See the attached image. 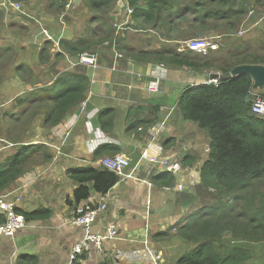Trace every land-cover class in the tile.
Returning <instances> with one entry per match:
<instances>
[{
  "label": "crops",
  "instance_id": "crops-1",
  "mask_svg": "<svg viewBox=\"0 0 264 264\" xmlns=\"http://www.w3.org/2000/svg\"><path fill=\"white\" fill-rule=\"evenodd\" d=\"M13 2L19 1L0 0V9L6 8L3 16L6 35L1 41L15 48L18 64L33 76L6 83L1 91L7 93L4 104L26 90L52 84L63 72H87L90 83L85 101L94 107L85 111L84 101L80 111L49 127L39 139L29 138L40 127L33 129V134L24 141L12 142L3 139L5 136L0 137L5 143L0 145V162L13 158L22 145L37 141L45 144L50 154L46 159L35 158L25 173L0 191V195H6L23 216L36 210L45 213L26 220L27 226L13 235L0 234V264H175L195 248L178 230L201 210L195 191L201 167L210 151V139L204 129L183 119L179 112L178 97L187 85L161 84L159 91L151 92L147 83L152 65L161 64L168 69L163 75L173 81L182 80L178 74L181 68H190L170 69L163 63L137 60L119 50L107 37L93 44L91 50L84 51L96 55L95 70L78 63V58L69 52L60 50L58 42L61 39L83 35L99 42L100 30L108 28L124 45L134 48L126 43L129 25L145 23L142 19H131L132 8L126 0H113L109 8L98 10L89 8L86 0H68L64 12L52 14L47 0H29L22 10L16 11L11 6ZM6 11L12 12L10 18ZM15 14L18 17H14ZM258 30L257 27L255 37ZM42 33H47L50 39L44 38ZM183 35L180 30L173 31L166 41L177 42ZM37 36L39 42H34ZM15 41L17 44L12 43ZM47 41L52 45L43 53L41 50ZM165 45L176 46L178 51L206 54L177 44ZM160 122H164L163 128L153 135L151 128ZM113 146L120 147L119 153L129 159L123 174H116L118 180L108 192L91 190L87 198L76 201L74 190L79 183L67 171L102 167L100 160L113 155L108 153ZM163 159L178 160L180 171L166 172L161 164ZM163 175L173 178L168 185L156 178ZM104 200L107 210L96 219L93 230L103 233L108 224L113 223L117 236L103 240L100 251L77 254L71 262L72 247L83 234L82 228L71 221L75 207L84 202ZM1 215L0 223H3ZM156 254L161 260L155 262L152 256Z\"/></svg>",
  "mask_w": 264,
  "mask_h": 264
},
{
  "label": "trees",
  "instance_id": "trees-1",
  "mask_svg": "<svg viewBox=\"0 0 264 264\" xmlns=\"http://www.w3.org/2000/svg\"><path fill=\"white\" fill-rule=\"evenodd\" d=\"M19 1L22 8L29 0ZM47 8L54 13H62L68 0H47ZM87 6L94 10L109 8L113 0H86ZM219 1L229 6L225 14L227 19L238 0ZM132 8V20L142 19L144 23L156 26L160 23V11L170 5V0H126ZM5 10H0V33L3 30ZM214 17L220 15L219 9L213 11ZM241 13V12H239ZM66 15V13H65ZM201 27L206 30L209 23L202 21ZM229 22L227 21V24ZM102 25L99 26L101 28ZM214 29V28H212ZM99 42H93L83 35L76 39H61L58 46L61 51H67L77 57L82 52L92 49L93 44L110 38L135 59L163 63L168 68L188 67L194 73L229 74L230 70L239 64H262L264 55H254L250 45H237L221 59L217 53L196 54L190 51H178L166 45L147 50H135L124 45L113 30L101 29ZM12 35L11 33H7ZM243 38H250L245 35ZM16 39V38H15ZM0 37V63L5 62L12 73L4 81L0 80V91L8 82H20L30 76L22 64H18L17 51L12 46L2 43ZM17 44L16 41L12 42ZM41 52H48L50 41L44 43ZM217 49V48H216ZM264 53V51H262ZM42 54V53H41ZM59 56V54H57ZM8 61V60H7ZM210 70L209 72H207ZM26 73V76L23 74ZM32 73V72H31ZM33 76V74L31 75ZM90 78L87 72H63L52 84L26 90L24 96L15 97L13 105L18 108V114L3 120L0 127V137L12 142L24 141L29 135L21 134L25 121L31 123L30 128L37 129V121L42 127H53L63 119L80 111L87 99ZM251 77L246 73L229 78H217L216 82H200L193 86L187 85L178 97V109L183 119L192 121L205 130L210 139V151L201 167L198 188L195 191L202 207L194 218L186 221L179 228L195 248L181 256L175 264H260L254 255L256 243L264 242V117L252 114L251 105L255 91ZM7 93H0V96ZM264 96V94H263ZM7 100V97L4 98ZM9 114V111L7 112ZM30 116V117H29ZM29 117V118H28ZM28 118V119H27ZM39 119V120H37ZM1 120V119H0ZM20 139V140H19ZM121 151L113 146L108 153ZM32 156L49 158L43 143L22 145L13 158L0 162V191L6 189L14 180L27 171L35 162ZM32 162V163H31ZM78 181L74 190L76 201L87 198L91 190L99 193L108 192L117 182L118 176L103 167H87L67 171ZM160 183L168 185L172 177L163 175L157 177ZM164 180V181H163ZM87 183H91L89 186ZM44 212L36 210L24 213L26 220L39 218ZM3 216V215H1ZM4 221V216L1 222Z\"/></svg>",
  "mask_w": 264,
  "mask_h": 264
},
{
  "label": "rangeland",
  "instance_id": "rangeland-1",
  "mask_svg": "<svg viewBox=\"0 0 264 264\" xmlns=\"http://www.w3.org/2000/svg\"><path fill=\"white\" fill-rule=\"evenodd\" d=\"M228 8L229 6L223 5L219 1L212 2L211 0H170V5L160 11L161 20L160 23H158L160 26L158 25L155 28L156 30L152 28L154 26L147 23L137 25L135 23L134 25H129L131 29L128 30L130 34L126 36V43L134 46V48L136 49L158 48L164 46L167 43H171V45L177 44V46H180L182 48L185 44V41L189 39L197 37H207L209 40L214 41L217 44V49L211 51L210 54L217 53L218 55H220L221 59H224L225 54L231 51L234 46L246 44L251 46V51L254 55H264V53H262V51H264V0H238L237 3L233 7H231L237 13H231L229 19H227L224 14L227 12ZM216 9H219L220 11V15H218L217 18H215L213 15V13H215L213 11H215ZM251 10H253L252 14ZM6 12L8 13L7 17L10 18V14L12 12ZM14 17H18V14H15ZM203 20L209 23L210 28L204 30L201 27V24H203ZM0 21L2 22V20ZM227 21L229 22L228 24ZM257 27L259 28V30L257 31V36L255 37V31ZM242 29H248V32L243 36L239 35V31ZM176 30H180V32L184 33L183 39L177 40V42L166 41V38L171 37V33ZM201 31H205L206 33L202 36L197 35V33ZM1 35H6L5 27L2 30V34L0 33V37ZM245 35L250 36V38H243ZM42 36L44 38H48L44 33H42ZM160 36L164 39H161ZM33 41L39 42L38 36L36 40H34L33 38ZM168 47L176 49V46ZM184 52L186 51L184 50ZM7 60H1L0 63V80L3 78L4 81L10 79L9 76L12 74L9 72L8 65L5 64V62H9V59ZM167 71L168 69L162 68L161 65H152L149 79H152V77L159 78V90L161 84H180L181 86L185 87L186 85L193 86L200 82L212 81L210 80L208 75H204L203 78H200V75L202 73H190V69L182 68L178 73L180 77H183L182 80L178 79L173 81L168 79L167 77H164L163 73L167 74ZM209 71L210 70H208L207 72ZM23 76H26V73L23 74ZM254 90V97L264 94V89ZM24 94H26V92L21 95H17L16 97H23ZM5 97L7 96H0V127H3V120L8 121L11 116L18 114V108L13 105V101L9 100L8 103L4 104V102L6 101L4 100ZM8 111L9 114H7ZM40 123V120L37 121V127L40 128L36 130L34 134L32 133L33 130L30 128L31 123L28 124L27 121L23 123L24 125L22 127V131L14 129V132L15 134L18 132L19 135L33 134V137H30L29 139L42 138L44 136V132L48 129V127H42L39 125ZM36 143H40V141H37ZM3 144L5 143H2V140L0 139V145ZM34 159L35 156H32L30 158V161H34ZM262 191L264 192V189ZM253 251L255 257L258 259V262L260 264H264V242L256 243L255 249H253Z\"/></svg>",
  "mask_w": 264,
  "mask_h": 264
},
{
  "label": "built area",
  "instance_id": "built-area-1",
  "mask_svg": "<svg viewBox=\"0 0 264 264\" xmlns=\"http://www.w3.org/2000/svg\"><path fill=\"white\" fill-rule=\"evenodd\" d=\"M11 6L15 10H22V5L19 2L11 3ZM130 12V9H127ZM251 10V14H252ZM248 32V29H242L239 31V35L243 36ZM48 39L50 36L46 33ZM184 46L192 51L198 53H207L210 50H215L217 44L214 41L209 40L207 37H197L185 41ZM78 63L89 66L92 70L97 68V57L96 55L89 52H82L78 59ZM161 65V64H156ZM162 66V65H161ZM163 67V66H162ZM152 77V76H151ZM212 80V79H210ZM159 78L150 79L148 82V90L156 92L159 89L158 85ZM216 82V79L212 80ZM251 112L254 115L264 117V96L257 95L254 97ZM164 126V122L153 126L151 128L152 134H157ZM162 167L166 172L177 173L181 169L180 162L178 160L163 159L161 161ZM100 165L109 171L114 172L117 175H122L123 170L129 165V159L121 153L104 156L100 160ZM178 188L181 189L182 185L179 184ZM107 210L106 201L101 202H84L80 203L75 207L74 214L72 216V223L75 226L82 228V237L72 247V252L69 255V259L73 262L77 254L90 253L92 250H101L103 240L112 239L117 236L116 225L111 223L108 224L107 228L103 233L95 232L93 230V224L96 219ZM0 214L4 216L3 223H0V234L13 235L18 230L27 226L26 219L23 215L19 214L15 210V205L11 202L6 195H0ZM153 260H161V256L156 254L152 256ZM159 264V263H157Z\"/></svg>",
  "mask_w": 264,
  "mask_h": 264
},
{
  "label": "water",
  "instance_id": "water-1",
  "mask_svg": "<svg viewBox=\"0 0 264 264\" xmlns=\"http://www.w3.org/2000/svg\"><path fill=\"white\" fill-rule=\"evenodd\" d=\"M206 32L201 31L198 32L199 36L204 35ZM241 73L248 74L252 79V86L254 89H264V65L262 64H239L234 66L229 74H217V73H209V74H201L200 78H203L204 75H208L210 79H217V78H229L233 76H237ZM94 106L89 102L85 101V111H89V109H92Z\"/></svg>",
  "mask_w": 264,
  "mask_h": 264
},
{
  "label": "clouds",
  "instance_id": "clouds-1",
  "mask_svg": "<svg viewBox=\"0 0 264 264\" xmlns=\"http://www.w3.org/2000/svg\"><path fill=\"white\" fill-rule=\"evenodd\" d=\"M78 58V57H77Z\"/></svg>",
  "mask_w": 264,
  "mask_h": 264
}]
</instances>
